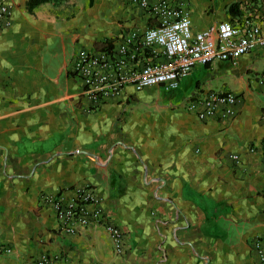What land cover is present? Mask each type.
Instances as JSON below:
<instances>
[{
  "label": "crops",
  "instance_id": "0c3cea01",
  "mask_svg": "<svg viewBox=\"0 0 264 264\" xmlns=\"http://www.w3.org/2000/svg\"><path fill=\"white\" fill-rule=\"evenodd\" d=\"M0 28V264H264V47L196 65L168 107L151 87L93 104L72 73L81 50L114 49L158 19L132 0H5ZM192 32L249 18L264 0H168ZM232 7V12L228 11ZM189 88L183 92L185 86ZM237 98L231 118L200 121L187 101ZM235 156L236 159L231 157ZM96 199L122 232L116 254L100 225L57 228L53 202Z\"/></svg>",
  "mask_w": 264,
  "mask_h": 264
},
{
  "label": "built area",
  "instance_id": "2783aa9c",
  "mask_svg": "<svg viewBox=\"0 0 264 264\" xmlns=\"http://www.w3.org/2000/svg\"><path fill=\"white\" fill-rule=\"evenodd\" d=\"M140 9L158 19V23L141 34L130 33L121 38L114 49L79 51L73 59L72 73L79 80L82 95L93 104L107 98L123 96L126 88L136 93L151 87L172 92L178 82L196 65L213 61H232L264 47V30L249 18L235 23L221 22L199 32L190 30L180 8L168 0H132ZM10 26V9L0 0V28ZM237 98L231 93H207L187 101L186 109L200 121L227 119L235 114ZM236 159L235 156L231 157ZM264 169V155H263ZM264 191V189H263ZM57 228L75 234L90 225L103 227L116 254L123 250L121 230L109 222L89 191L80 190L70 203L53 202ZM263 240L254 243V250L263 256ZM10 249L0 246V256ZM39 258L35 264H47Z\"/></svg>",
  "mask_w": 264,
  "mask_h": 264
},
{
  "label": "rangeland",
  "instance_id": "374dc122",
  "mask_svg": "<svg viewBox=\"0 0 264 264\" xmlns=\"http://www.w3.org/2000/svg\"><path fill=\"white\" fill-rule=\"evenodd\" d=\"M52 1V0H51ZM60 0H54V2H59ZM184 90L183 92H187L189 90L188 87L183 86ZM180 101L179 92H170V93H163L159 92L156 96V98L152 101L155 102V106L158 107H168L169 103L172 105L178 104Z\"/></svg>",
  "mask_w": 264,
  "mask_h": 264
},
{
  "label": "trees",
  "instance_id": "16d2710c",
  "mask_svg": "<svg viewBox=\"0 0 264 264\" xmlns=\"http://www.w3.org/2000/svg\"><path fill=\"white\" fill-rule=\"evenodd\" d=\"M49 0H25V3H24V8H25V11L27 14H31L32 11L38 7L39 5L41 4H44L46 2H48ZM91 0H88V3L90 4ZM228 11L230 13H233L232 12V7H229ZM262 145L264 146V138L262 139Z\"/></svg>",
  "mask_w": 264,
  "mask_h": 264
}]
</instances>
